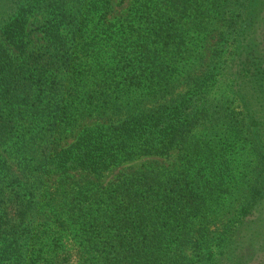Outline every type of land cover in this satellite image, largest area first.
<instances>
[{
    "label": "trees",
    "instance_id": "1",
    "mask_svg": "<svg viewBox=\"0 0 264 264\" xmlns=\"http://www.w3.org/2000/svg\"><path fill=\"white\" fill-rule=\"evenodd\" d=\"M129 2L104 55L111 43L96 31L113 0H0V264H212L234 235L229 221L209 231L241 141L253 164L238 193L263 195L264 128L244 104L238 124L223 112V142L197 138L233 91L217 85L223 66L192 72L220 26L240 68L258 59L264 0ZM33 8L43 11L36 44L24 26Z\"/></svg>",
    "mask_w": 264,
    "mask_h": 264
},
{
    "label": "rangeland",
    "instance_id": "2",
    "mask_svg": "<svg viewBox=\"0 0 264 264\" xmlns=\"http://www.w3.org/2000/svg\"><path fill=\"white\" fill-rule=\"evenodd\" d=\"M130 0H113L112 11L108 16V22L104 24V27L96 31V36L98 38L104 39L105 43H111L110 46H107L106 50L112 52L114 43L111 38L113 35L118 36L122 35L119 26V19L129 15L131 12ZM11 5L5 6V10H8ZM36 9L33 8L31 13H28L26 18L27 22L25 26V33L32 32L30 35V40H33V43L39 42L41 33L39 28L43 24V11L38 13L35 12ZM3 12V11H1ZM224 18V17H223ZM262 21L264 25V15L262 16ZM6 23L0 21V26L5 25ZM224 26L217 27L215 32L205 40L204 49L199 55V59L193 63V75L200 76V78H207L212 74L218 71L217 67L223 66V69L226 70V74L221 81L218 82V87L221 89V92L224 91H233L228 97L222 100L214 101V106L218 104V107L214 109V114L216 115L217 120L211 123H206L202 126L196 135L197 138L204 142H211L212 140L223 142L224 136L228 131V125L226 117H224L223 112L225 111L229 114L232 124H238L241 120L240 106L246 107L248 110H253L254 118L260 124V128H264V48L261 51V56L258 59H250L244 68H240V63H245V58L242 56L241 59H234L232 56L233 46L231 44H225L222 40L219 39L220 35H217ZM5 29L11 28L4 27ZM0 42L7 44L9 37L7 34L0 32ZM111 36V38H110ZM264 39V38H263ZM26 42V37L23 39ZM264 44V42H263ZM28 46V44H27ZM198 51L197 49H195ZM14 51L12 47L11 52ZM17 55H19L17 53ZM224 70V71H225ZM220 77H218V80ZM184 89H180V91ZM227 98L231 100L234 99V102L230 104V101H226ZM152 104H146V108H151ZM226 107L228 108L227 110ZM115 119L116 117H109ZM95 122L93 120H86L83 122V126H91ZM79 130L75 131L71 137L69 143L79 134ZM230 135V128H229ZM235 141L232 137L225 143L226 145H235ZM244 145L242 141L237 144V150L244 151L240 154L238 161V170L233 175V182L229 184L228 190L224 191L222 196L219 194L218 198H221L222 202L226 205L221 209L217 216H214L216 219H212L215 223H212L213 226L210 227L209 237L213 238V231L216 227H220L221 222L226 223L231 226V231L233 232V237L231 244L227 249L217 248L214 251V261L212 264H264V190L263 195L258 193L256 190L244 189L243 193L239 195L237 187L243 183L242 178L246 180L249 179L251 173H249L250 168L252 167L253 161L252 156L244 150ZM221 148L224 149V145H221ZM156 162H162L163 159L160 158H151ZM170 160V161H169ZM169 160L164 161V163H171V160H174L171 157ZM146 162L143 159H140L133 164L135 167L144 165ZM131 163V165H133ZM161 166V165H160ZM247 166V169H246ZM246 173L243 175V172ZM107 174V177L104 178L105 181L111 179L112 173ZM262 183L264 184V172L261 174ZM227 180V178H226ZM247 191V192H246ZM249 191V192H248ZM224 195V196H223ZM248 197V199H247ZM262 197V198H260ZM254 198V201L252 199ZM244 201V202H243ZM246 201H252L248 203L247 207L243 209V205H246ZM246 212L245 216L239 215L241 212ZM221 215V216H220ZM221 220V221H220ZM186 257L189 262H194L196 258V252L192 248L186 249ZM197 261V260H196ZM195 263V262H194Z\"/></svg>",
    "mask_w": 264,
    "mask_h": 264
}]
</instances>
